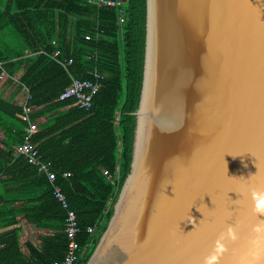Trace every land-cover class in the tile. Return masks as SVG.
Instances as JSON below:
<instances>
[{
    "label": "water",
    "instance_id": "obj_1",
    "mask_svg": "<svg viewBox=\"0 0 264 264\" xmlns=\"http://www.w3.org/2000/svg\"><path fill=\"white\" fill-rule=\"evenodd\" d=\"M133 114L85 264H264V0H146Z\"/></svg>",
    "mask_w": 264,
    "mask_h": 264
},
{
    "label": "trees",
    "instance_id": "obj_2",
    "mask_svg": "<svg viewBox=\"0 0 264 264\" xmlns=\"http://www.w3.org/2000/svg\"><path fill=\"white\" fill-rule=\"evenodd\" d=\"M145 23L146 0H126L122 23L116 9L98 8L86 0H0V62L9 75L21 72L19 80L31 96L30 119L38 126L33 141L43 159L52 163L56 181L77 214L81 228L77 240L84 250L78 264H85L96 246L130 168ZM56 50L59 54L53 57ZM67 59L72 63L65 68L60 62ZM93 70L101 75V85L88 110L78 108L72 98L59 99L73 77L93 79ZM26 126L21 107L0 97L2 142L9 148L0 158V171L34 176L36 180L25 188L33 184L35 189L44 188L34 197L15 201H27V221L45 229L39 233L41 247L28 245L30 255L24 258L17 212L9 206L14 199L0 200V259L53 264L67 245L65 211L46 176L15 152ZM4 182L1 178L0 184ZM89 226L92 232L87 231Z\"/></svg>",
    "mask_w": 264,
    "mask_h": 264
},
{
    "label": "built area",
    "instance_id": "obj_3",
    "mask_svg": "<svg viewBox=\"0 0 264 264\" xmlns=\"http://www.w3.org/2000/svg\"><path fill=\"white\" fill-rule=\"evenodd\" d=\"M87 3L95 5L98 8L108 7L116 9L118 21L124 22L126 15V0H86ZM89 39V36L86 37ZM59 51L54 52L53 57H56ZM72 63V59H67L60 64L65 68ZM1 68V64H0ZM1 75H4V70L0 71ZM93 79H80L73 77L69 85L61 92L59 99H74V104L81 109L88 110L92 105V99L94 94L99 89L101 83V75L93 70L90 72ZM2 77V76H1ZM26 92V97L22 103V119L27 123L25 128V134L22 142L18 145L15 152L24 156L26 161L35 166L37 173L45 174L50 181L53 189V195L59 202L60 206L65 211V224L64 233L67 239L66 249L60 260L54 261L53 264H78L82 258L84 250L80 247L77 240L78 234L81 232V228L78 223L77 214L74 209L71 208L69 201L63 192L62 188L56 181V172L52 168V163L43 159L40 154L37 143L33 141V134L37 131V123L30 119L31 106L28 105L30 100V94L26 87H23ZM104 173H107L105 170ZM69 172H64V175H69ZM3 175V171H0V179ZM88 232L93 231V227H87Z\"/></svg>",
    "mask_w": 264,
    "mask_h": 264
},
{
    "label": "crops",
    "instance_id": "obj_4",
    "mask_svg": "<svg viewBox=\"0 0 264 264\" xmlns=\"http://www.w3.org/2000/svg\"><path fill=\"white\" fill-rule=\"evenodd\" d=\"M0 64L1 70H4L2 67V62H0ZM20 73V71H17L14 75H9L7 71L4 70V75L0 74V97L4 101H9L18 107H22V103L26 97V92L23 89V87L26 86L23 85L19 80ZM3 138V132L0 130V158L5 157L9 150V148L3 144ZM14 155L16 156L17 154L14 152ZM1 178L5 179L6 182H4V186L0 184V200L14 199V202H12L9 206H12V208L16 209L18 226L20 227L18 233L20 253L24 256V258H27V256L30 255V248L28 245L41 247L39 233H44L45 229L39 228L29 223L26 219L24 211V208L28 206L27 201H15V199H17L16 197L19 198L20 196L26 198L34 197L38 195V193L40 194V192H42L44 188L35 189L34 184L25 188L27 182H34L36 179L34 176H23V174H21L20 172H15L14 174L9 175L4 174ZM2 230L3 229H0L1 235L3 234ZM2 247L3 245L2 243H0V249ZM0 264H11V261L6 256H3L2 259H0Z\"/></svg>",
    "mask_w": 264,
    "mask_h": 264
}]
</instances>
